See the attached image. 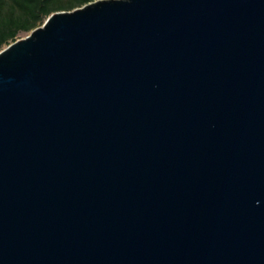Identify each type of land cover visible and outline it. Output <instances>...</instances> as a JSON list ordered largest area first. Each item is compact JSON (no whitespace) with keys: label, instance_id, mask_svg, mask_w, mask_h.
Masks as SVG:
<instances>
[{"label":"water","instance_id":"95a60500","mask_svg":"<svg viewBox=\"0 0 264 264\" xmlns=\"http://www.w3.org/2000/svg\"><path fill=\"white\" fill-rule=\"evenodd\" d=\"M0 264H264V0H95L1 50Z\"/></svg>","mask_w":264,"mask_h":264},{"label":"trees","instance_id":"16d2710c","mask_svg":"<svg viewBox=\"0 0 264 264\" xmlns=\"http://www.w3.org/2000/svg\"><path fill=\"white\" fill-rule=\"evenodd\" d=\"M95 0H0V50L23 33L41 26L57 11H70Z\"/></svg>","mask_w":264,"mask_h":264},{"label":"rangeland","instance_id":"374dc122","mask_svg":"<svg viewBox=\"0 0 264 264\" xmlns=\"http://www.w3.org/2000/svg\"><path fill=\"white\" fill-rule=\"evenodd\" d=\"M30 33H31V32H30ZM30 33H23V34H21V35L19 36L18 39L24 38V37H26L27 35H29ZM18 39H17V40H18ZM5 47H7V46H5ZM5 47H3V49H4ZM3 49H1V50H3ZM1 50H0V51H1Z\"/></svg>","mask_w":264,"mask_h":264}]
</instances>
